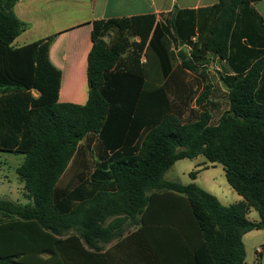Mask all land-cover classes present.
<instances>
[{
    "label": "trees",
    "instance_id": "1",
    "mask_svg": "<svg viewBox=\"0 0 264 264\" xmlns=\"http://www.w3.org/2000/svg\"><path fill=\"white\" fill-rule=\"evenodd\" d=\"M20 1L0 0V151L25 154L17 173L31 203L0 199V264H99L100 245L115 240L180 245L183 264H247L244 236L264 231L261 0L94 22L84 105L61 102L44 73L23 74ZM215 62L227 103L213 122L212 86L195 98L184 77L207 79ZM199 156L223 166L243 201L224 206L165 178Z\"/></svg>",
    "mask_w": 264,
    "mask_h": 264
},
{
    "label": "crops",
    "instance_id": "2",
    "mask_svg": "<svg viewBox=\"0 0 264 264\" xmlns=\"http://www.w3.org/2000/svg\"><path fill=\"white\" fill-rule=\"evenodd\" d=\"M219 1L21 0L15 13L27 24V29L15 41L14 48L27 79L42 72L60 87L61 102L84 105L89 94L87 58L92 46L90 38L94 22L146 15L163 20L176 10L199 12L211 9ZM254 8L264 20V0ZM241 201L243 198L237 203ZM136 230L137 227L131 225L125 235ZM100 247L105 257L99 264H183L180 254L183 248L177 244L161 242L142 246L115 240Z\"/></svg>",
    "mask_w": 264,
    "mask_h": 264
},
{
    "label": "rangeland",
    "instance_id": "3",
    "mask_svg": "<svg viewBox=\"0 0 264 264\" xmlns=\"http://www.w3.org/2000/svg\"><path fill=\"white\" fill-rule=\"evenodd\" d=\"M133 41L136 40L131 38V42ZM16 43H19V40ZM221 71V64L215 62L207 69V79L200 74H187L184 77L195 98H198V96L205 92L206 86H212V94L210 95L209 101L213 103V106L209 105V109L212 111L213 122L219 119L221 113L226 109L227 103V89L221 81ZM55 79L57 78L55 77ZM189 108L197 109V103L194 99ZM190 109H185L183 112L186 119L191 117ZM24 160L25 154L0 151V199H7L24 205L31 203L26 196L24 183L17 173V169ZM90 160L92 166H94L93 160ZM192 173H197L196 177H193ZM72 174V172H69L64 177L63 184H68L71 181ZM165 178L168 181L178 182L184 185L194 184L215 195L225 206L236 204L239 199H242L229 185L223 166L220 164L212 165L204 156H199L196 159L178 161L166 173ZM248 219L258 221L260 220V215L256 210L251 209L248 214ZM243 242L246 251V263H257L261 253L262 258H260V262L264 264V231L257 230L246 234Z\"/></svg>",
    "mask_w": 264,
    "mask_h": 264
}]
</instances>
